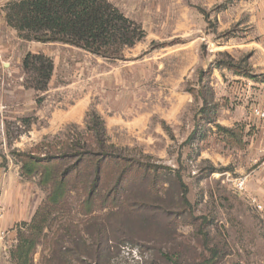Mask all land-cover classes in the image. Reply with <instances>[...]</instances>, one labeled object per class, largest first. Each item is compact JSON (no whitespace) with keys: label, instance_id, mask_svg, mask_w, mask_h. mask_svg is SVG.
<instances>
[{"label":"rangeland","instance_id":"1","mask_svg":"<svg viewBox=\"0 0 264 264\" xmlns=\"http://www.w3.org/2000/svg\"><path fill=\"white\" fill-rule=\"evenodd\" d=\"M13 1L0 0V264H14L18 237L48 194L38 176L21 174L23 155L59 154L87 137L92 115L129 171L121 206L84 216L83 195L72 193L51 212L32 264H264V211L229 182L264 161L245 127L264 88L251 86L239 101L235 90L253 80L216 67L230 58L245 70L264 59V0L251 18L255 0H108L145 33L115 60L20 39L5 22ZM28 53L53 62L45 91L22 69ZM256 76L264 84V72ZM200 93L214 123L201 121ZM215 125L241 130L242 147Z\"/></svg>","mask_w":264,"mask_h":264},{"label":"trees","instance_id":"2","mask_svg":"<svg viewBox=\"0 0 264 264\" xmlns=\"http://www.w3.org/2000/svg\"><path fill=\"white\" fill-rule=\"evenodd\" d=\"M199 11L207 17L205 11ZM5 22L24 41L60 43L108 60L119 59L124 49L133 47L145 36L140 25L127 18L108 0L13 1L5 7ZM216 67L226 68L253 81L260 78L250 74L251 69L242 70L241 64L230 58L218 61ZM22 69L29 75L33 90H46L53 73L50 58L28 53L22 61ZM200 97L202 106L198 114L201 121L214 123V111L206 112L207 100L202 93ZM215 127L228 136L227 140L234 141L237 137L238 145L242 147L241 130L237 136L234 130L219 125ZM87 130L86 138L72 141L55 156L32 158L23 155L21 174L28 178L38 176L40 186L47 188L48 194L30 223L25 225L27 234L18 237V244L11 252L14 264H32V255L51 212L62 208L72 193L83 195L79 212L84 216L97 209L121 206V185L128 181V168L123 166L120 157L111 153L114 148L106 144L104 129L97 116L90 117ZM203 138V134L198 135V139ZM112 176L114 183H111ZM176 177L181 200L186 203L187 188L178 173ZM152 185L155 186V181Z\"/></svg>","mask_w":264,"mask_h":264},{"label":"crops","instance_id":"3","mask_svg":"<svg viewBox=\"0 0 264 264\" xmlns=\"http://www.w3.org/2000/svg\"><path fill=\"white\" fill-rule=\"evenodd\" d=\"M254 1V0H253ZM256 0L254 4H251L249 2L248 5V12L250 14V18L253 17L254 13L256 14ZM256 19L252 18L250 19V24L251 22H255ZM256 45V44H255ZM260 55L264 56V48H261L260 50ZM252 74L258 75L262 74L264 72V59H262L260 62H252L250 64ZM235 79H238L235 77ZM243 82V78L241 79ZM248 85H242L240 83V87L235 90V94L238 98H242V100L239 101H246L250 97L251 93V86L257 85V86H262L264 88V84L261 82H254V81H248ZM256 99V108H259L264 111V89H261V91L258 92ZM254 107V106H253ZM253 118L254 121L248 120V122L252 123H247L245 126L246 128H251L252 131V140L249 143V147L253 148L255 150V155L259 156L260 154H264V132H263V123L255 118L251 113L249 114ZM243 174V173H242ZM248 185H247V190L250 194V196L256 197L257 200L263 205L264 207V161L257 167V169L253 170L252 172L248 173ZM253 193L254 195H252Z\"/></svg>","mask_w":264,"mask_h":264},{"label":"built area","instance_id":"4","mask_svg":"<svg viewBox=\"0 0 264 264\" xmlns=\"http://www.w3.org/2000/svg\"><path fill=\"white\" fill-rule=\"evenodd\" d=\"M251 114L259 119L263 123V132H264V111L253 107L251 109ZM229 182L232 185L233 190L240 194V195H245L247 194V185H248V176L247 175H239L236 177H233L229 180ZM250 205L258 212L262 213L264 211L263 205L257 200L256 197L253 196H247ZM6 231L0 229V242H2L6 238Z\"/></svg>","mask_w":264,"mask_h":264}]
</instances>
